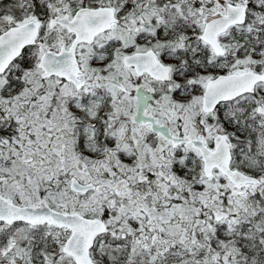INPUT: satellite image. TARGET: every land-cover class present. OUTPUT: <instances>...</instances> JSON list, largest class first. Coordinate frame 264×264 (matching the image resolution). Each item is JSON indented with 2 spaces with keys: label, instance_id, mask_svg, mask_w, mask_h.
Listing matches in <instances>:
<instances>
[{
  "label": "snow or ice",
  "instance_id": "snow-or-ice-1",
  "mask_svg": "<svg viewBox=\"0 0 264 264\" xmlns=\"http://www.w3.org/2000/svg\"><path fill=\"white\" fill-rule=\"evenodd\" d=\"M0 264H264V0H0Z\"/></svg>",
  "mask_w": 264,
  "mask_h": 264
}]
</instances>
